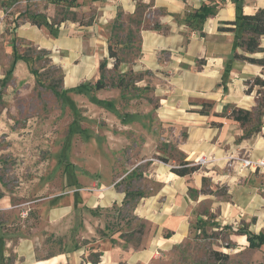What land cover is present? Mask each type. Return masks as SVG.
I'll use <instances>...</instances> for the list:
<instances>
[{
  "label": "crops",
  "instance_id": "obj_1",
  "mask_svg": "<svg viewBox=\"0 0 264 264\" xmlns=\"http://www.w3.org/2000/svg\"><path fill=\"white\" fill-rule=\"evenodd\" d=\"M89 3L96 10L90 23L66 20L54 28L53 34L47 26L25 21L12 33L0 36L3 40L0 79L13 51L12 39L16 38L51 53L52 61L62 69L64 88L94 83L99 77V62L106 56L107 46L102 39L108 38L98 31L99 26L112 23L118 11L138 16L139 56L130 64V69L151 73L149 85L154 88L158 107L150 115L160 123L152 133L169 141L164 136L183 131L186 136L174 140V145L184 158L195 161L203 155L212 161L190 175L179 176L171 172L169 164L153 162L150 158L143 160V171L137 172L141 175L139 180L152 181L158 189L141 194L132 210L136 217L152 224L154 230L152 241L140 250L125 245L121 232L106 234L105 229L110 208L121 205L125 199L126 192L119 182L132 175L129 169L108 185L99 182L94 192L88 194L76 185L80 187L79 192L65 193L47 211V223L40 231L32 228L31 233L18 237L15 242L11 235L23 228L4 231L0 235V262L8 255V249L13 255V264L150 261L187 237L193 207L202 201L208 203V215L213 214L216 221L245 225L253 233L264 231V166L240 169L236 160L264 159V123L261 129L247 132L240 123L227 117L230 110L223 113L226 104L254 110L259 93L256 90L246 93L245 83L254 77L264 80V66L238 60L231 63L227 78L223 76L225 64L233 53L234 33L222 28L234 27L231 22L236 17L235 3L231 0H89ZM204 4L215 5L214 14L203 20L194 18L193 13ZM241 4L244 14L264 8V0H242ZM260 46L264 48V35L260 37ZM253 56L264 57V51ZM25 70L26 63L18 60L12 79L25 77ZM203 103L211 107L205 106L206 113L202 114L199 110ZM203 177L210 182L211 189L219 191L214 194L199 191L191 199L188 188L200 190ZM199 217L206 218V215L201 213ZM98 231H103L104 237ZM52 233L59 240L62 238L56 249L45 242ZM236 238L241 239L237 246L243 244L240 249L254 250L245 247L248 245L245 235L238 234ZM258 249L264 250V244ZM90 252L98 253L95 263L87 258Z\"/></svg>",
  "mask_w": 264,
  "mask_h": 264
},
{
  "label": "rangeland",
  "instance_id": "obj_2",
  "mask_svg": "<svg viewBox=\"0 0 264 264\" xmlns=\"http://www.w3.org/2000/svg\"><path fill=\"white\" fill-rule=\"evenodd\" d=\"M0 6L7 11L1 37L25 21L32 24L35 19L54 29L65 18L90 23L96 13L89 0H0ZM121 20L122 29L116 32L110 24L98 29L107 34L108 38L102 41L106 46L110 43L119 58L113 68L114 60L108 57L105 48V82L109 85L121 80V87L95 90L93 83H87L90 87L83 92L74 90L75 86L64 88L62 69L52 61L49 51L44 55L28 41L12 39L16 53L27 54L23 60L27 70L25 77L14 81L11 75L3 87L0 85V208H4L0 209V235L21 227L22 231L11 235L15 242L18 237L31 233L32 228L40 231L47 223V211L65 193L79 192L80 187L76 185L88 194L94 192L99 182L108 185L131 169L132 175L119 182L127 195L121 205L110 208L106 234L121 232L125 245L139 250L152 241V224L136 217L132 210L141 194L156 191L158 185L152 181L143 183L137 172L143 171L146 158L170 167H178L181 160L188 161L174 145L186 135L183 131L172 133L164 136L169 140L164 141L152 133L160 123L150 115L158 107L154 88L149 85L151 73L130 69V64L139 56V40L132 18L124 15ZM128 28L132 30L130 38L126 34ZM2 48L0 39V61ZM11 58L12 53L4 71ZM247 81L252 84L253 78ZM50 84L58 91L64 90V94H54ZM252 90L259 93L258 105L252 120L242 125L247 132L261 129L264 123V87L253 85ZM96 98L103 100L102 105L93 102ZM189 162L198 169L202 167L195 161ZM211 186L207 180L196 192L188 188L189 197L194 199L199 191L206 194L219 191ZM208 208L206 201L193 207L189 232L182 242L138 264H264V250L240 249L243 244L239 243L237 246L241 239L236 235L248 231L246 226L216 221L213 214L208 215ZM201 213L206 218L199 217ZM58 240L56 233L45 238L54 249ZM6 254L0 264H13L9 249ZM87 258L95 261L98 253L90 252Z\"/></svg>",
  "mask_w": 264,
  "mask_h": 264
},
{
  "label": "trees",
  "instance_id": "obj_3",
  "mask_svg": "<svg viewBox=\"0 0 264 264\" xmlns=\"http://www.w3.org/2000/svg\"><path fill=\"white\" fill-rule=\"evenodd\" d=\"M231 1L234 2L236 5V17L234 21L231 22V24H233L234 27L233 28H222L224 30H230L234 33L233 53L230 59L226 62L225 67H224L223 76L226 78L230 71L231 63L236 60L264 66V57L253 56V54L255 53L264 51V48L260 46V37L264 35V8H258L252 14H244L242 12V4H241L242 0H231ZM138 7L140 6L138 5ZM215 11H216L215 5L204 4L195 13H193V17L203 20L205 17L214 14ZM123 16H124L123 13L121 11H118V13L116 14V17L114 18V21L110 23V27L112 31L116 32L117 29L118 30L122 29L123 22L121 18ZM129 17L132 18L131 23L133 22L132 24H135L134 31L137 32L138 25L140 24L139 17L138 16H134V17L129 16ZM67 19L68 18H65L61 20V22ZM73 19L74 18H72V21H75V19L74 20ZM31 22L32 24L36 26H41V23L37 22V20L35 19L32 20ZM79 23L83 24L80 21ZM50 31L53 33L54 29L50 28ZM126 31H127L126 34L129 35L132 30L128 28ZM128 38H130V35ZM237 48L241 49V52H238ZM12 49L13 51H12V58L10 61V65L7 68V70L4 72V76L2 80H0L1 87H3L6 80L8 81V77L12 75L17 61L24 60L27 57V54L25 53L24 54L16 53L14 44H13ZM39 51L42 52L44 55L48 54V51L45 49H39ZM107 52H108V57L114 60L112 64L113 68H116L119 58L117 57L116 53L112 50L110 43L107 45ZM106 66H107V58L104 57L103 59H101L98 65L99 77L93 83V88L95 90H101L108 86H111V87H121L122 86L121 80H117V82H110L109 85L105 82L104 72H105ZM245 84L247 85L245 92L249 93L252 91L253 85L264 87V80L261 79L260 77H254L252 84H249L247 80ZM49 86L53 89L54 94H56L57 96H62L64 94V90H60V91L56 90L55 88H53L54 87L53 84H50ZM89 87H90L89 84L81 83L75 86L74 90L83 92L84 90H87ZM93 102L95 104L102 105L103 100L96 98V100H93ZM202 106L211 107V104L203 103ZM228 109H230V112L227 117L234 121H237L238 123H240L241 126L250 122L252 120V115H254V112H253L254 110L235 108L234 106L229 105V104H226L223 107V113H226ZM199 112L202 114L206 113L204 110H199ZM164 161L166 162L167 160H164ZM197 169H198V166L190 164V162L186 160H181L178 167L170 168L171 172L179 176L190 175L193 172H195ZM205 181H207V179L203 177L202 184L205 183ZM193 191L196 192L197 190L194 189ZM126 195H127V192H126ZM99 234L100 236L104 237V233L102 231H99ZM238 234L246 236V241L248 243L247 246L251 249H258L264 244V231H259L257 233L243 231V232H238ZM96 261L97 260L93 262L95 263Z\"/></svg>",
  "mask_w": 264,
  "mask_h": 264
},
{
  "label": "built area",
  "instance_id": "obj_4",
  "mask_svg": "<svg viewBox=\"0 0 264 264\" xmlns=\"http://www.w3.org/2000/svg\"><path fill=\"white\" fill-rule=\"evenodd\" d=\"M6 15H7V11H3L1 6H0V30L1 27L4 25L5 21H6ZM212 159V158H211ZM239 162V168L240 169H244V168H260L264 166V159H259L256 161H252L251 159L244 157V158H237L236 159ZM212 160H210L209 158H206V156H199L195 162L199 165H205L208 162H210ZM22 215H25V212H22Z\"/></svg>",
  "mask_w": 264,
  "mask_h": 264
}]
</instances>
